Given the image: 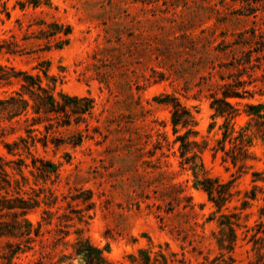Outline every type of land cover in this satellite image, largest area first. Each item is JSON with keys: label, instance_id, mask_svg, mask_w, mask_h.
I'll return each instance as SVG.
<instances>
[{"label": "rangeland", "instance_id": "1", "mask_svg": "<svg viewBox=\"0 0 264 264\" xmlns=\"http://www.w3.org/2000/svg\"><path fill=\"white\" fill-rule=\"evenodd\" d=\"M31 2L0 0V46L15 52H1L0 66L39 76L57 97L90 98L94 110L69 127L56 129L54 121L56 143H37L30 154L20 140L30 145L32 121L0 117V198L35 206L26 215L33 227L45 211L57 213L30 242L0 237V264H84L74 251L80 240L110 264H132L140 251L159 264H264V137L246 115L247 105L264 107V59L254 72L232 66L264 40V0H42L37 9ZM238 80L251 96L232 100L241 115L230 125L235 136L246 130L252 146L234 166L216 151L225 118L214 116L210 96ZM21 81L0 86V100ZM172 98L193 116L177 133ZM47 124L30 128L45 135ZM179 136L199 145L188 154H197L196 170L183 164ZM34 160L52 162L57 175H42ZM205 177L232 183L222 212L201 189ZM51 192L58 197L52 208L44 201ZM222 215L238 219L232 251L219 242L230 238ZM15 222L11 211L0 212V224ZM10 232L15 227L0 226V234Z\"/></svg>", "mask_w": 264, "mask_h": 264}, {"label": "trees", "instance_id": "2", "mask_svg": "<svg viewBox=\"0 0 264 264\" xmlns=\"http://www.w3.org/2000/svg\"><path fill=\"white\" fill-rule=\"evenodd\" d=\"M34 9H37L43 5L42 0H33L31 2ZM23 9V7H22ZM57 29V25H54ZM46 37H54L60 30H55V32L45 31ZM255 33V32H252ZM259 48L255 50L247 51L241 60L236 62V66L232 65L235 68L239 66L244 68V73L250 70L254 72L256 69H261V61L264 59L256 57L254 58V53H263L264 52V40L257 43ZM5 50V53L14 55L15 52L10 47L0 46V53ZM256 62V64H253ZM47 76L48 72H43ZM251 77V74H248ZM19 77H22L20 82V90L14 92L8 98L0 100V117L7 116L6 121H12L17 118H26L25 122L32 121L29 127H27L26 134L30 139V145L28 141L24 138H21V142L25 143V148L30 154L31 148L36 147L37 143H42L43 147H47L49 143H56L57 138L54 134L56 131H52L55 128L54 121L62 127H69L72 120L76 123L81 121L85 122L86 116H91L94 110V102L92 99L84 97H70L67 94L60 93L58 97L55 96L53 91L45 88L42 85V82L39 76H33L28 72L16 71L14 68H8L0 66V86L10 85L14 80H19ZM224 81V78H221ZM246 83L242 80H238L235 83L224 82L216 92L212 93L210 98L212 99L210 103L211 109L215 113V117L219 116L225 118V123L223 125L224 132L222 133V139L218 141V151L225 153L227 158L224 161L230 160L234 166H237L241 160H244L248 156L249 148L252 146V139L248 135V132L241 131L238 133V136H235V125H230V120L240 116L239 110L236 105L232 103L234 99H244L246 95L251 96V93L245 90ZM219 93H221L219 95ZM172 103V125L174 127L175 133H177L178 128L182 127L184 129L189 128L193 124V116L191 112L183 107L182 104L175 98L171 99ZM249 111L246 112V115L252 120L256 121V126L258 128V133L264 137V107L262 105H247ZM32 111L33 114L29 115V112ZM34 115V116H33ZM36 116V117H35ZM44 122H47L45 126L46 134L43 135L39 133L37 129H32L30 127H37L42 125ZM191 131L188 132L190 134ZM37 134L42 135L39 137ZM177 141L181 142V157L185 158L183 161L184 165L191 164V169L196 170L198 165L195 160L197 154L189 157L191 146L199 148V145L196 142L187 141V137L179 136ZM77 143V142H76ZM229 143L233 145V148L230 151L226 150V144ZM58 145V144H57ZM18 143H14V147H17ZM9 153H13L14 149L8 145L7 146ZM41 165L37 166V160L33 161L34 168L37 169L42 175H57V168L50 161L41 160ZM19 165L24 166V162H20ZM200 167H203L201 164ZM0 172H4L3 167L0 166ZM21 172V170H20ZM7 185H11L8 180H5ZM201 189L208 195L209 200L215 205L218 209V212H222V209L226 206L227 203L233 197L232 193V183H222L218 179H212L210 177H205L200 183ZM80 191V190H79ZM90 198H86L83 201L86 203L91 201L92 194ZM180 195V194H179ZM178 195V196H179ZM81 197L77 196L72 198L73 201L79 200ZM16 204H11L10 200H3L0 198V212L5 210L11 211V214L15 217L16 222L14 224H0V226H12L15 227V232H10L8 234H0V237L11 235L15 238L25 237L28 242L31 241L32 234L36 237H41L44 235L42 233L43 222L46 225H51L54 216L57 213L51 211H45V218H42V221L38 223L37 227H33V224L26 218L27 213L33 209L35 206L24 199H17ZM45 205L48 207H55L58 204V197L54 195L53 192L49 196H45ZM37 203V201H36ZM89 207L92 208L93 204H89ZM161 210L160 207H158ZM166 213H168L166 211ZM223 218H226V222H222V226H226L230 232V238L227 241L220 240L221 245L228 243L227 248L232 251L235 247L237 241V234L235 227L237 226L238 219L235 216H232L235 221L231 220V217L227 215H222ZM19 217H22V220H19ZM60 233H63V230H60ZM21 251L20 244H17V248L12 250V258H15ZM75 256L81 257L84 264H110L104 255L103 251L92 246L88 240H80L76 243L75 246ZM139 258H133L132 264H159L158 259L153 258L149 252L140 251ZM9 264H17L10 262ZM166 264V263H165Z\"/></svg>", "mask_w": 264, "mask_h": 264}]
</instances>
